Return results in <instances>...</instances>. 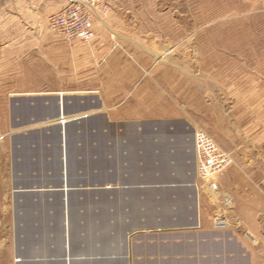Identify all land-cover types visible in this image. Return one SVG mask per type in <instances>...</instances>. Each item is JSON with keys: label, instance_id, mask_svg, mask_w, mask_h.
<instances>
[{"label": "crops", "instance_id": "obj_1", "mask_svg": "<svg viewBox=\"0 0 264 264\" xmlns=\"http://www.w3.org/2000/svg\"><path fill=\"white\" fill-rule=\"evenodd\" d=\"M98 18L93 40L73 48L64 87L50 81L4 100L12 264H264V189L241 190L231 167L206 195L196 173L206 113L215 109L220 126L214 141L234 149L227 107L177 94L176 82L146 83L159 69L108 55L124 38L107 40L115 29ZM8 54L0 70L19 69ZM217 215L226 229H214Z\"/></svg>", "mask_w": 264, "mask_h": 264}, {"label": "rangeland", "instance_id": "obj_2", "mask_svg": "<svg viewBox=\"0 0 264 264\" xmlns=\"http://www.w3.org/2000/svg\"><path fill=\"white\" fill-rule=\"evenodd\" d=\"M75 1L0 0V64L6 61L1 55L5 47L11 52L7 61H16L15 55L21 61L19 69L0 70V127L8 95L22 89L45 90L50 81L64 87V71L75 69L74 58L79 55L73 48L83 44L63 40L47 26L50 15ZM98 1L106 11L92 5V19L99 15L96 23L115 29L107 33V40L124 38L120 48L110 45L108 55L126 57L129 69L137 72L159 69L146 83L176 82L177 94L201 96L204 104L216 96L219 106L227 107L233 118L234 149L229 153L220 148L232 158L226 170L233 167L243 177L241 190L247 185L264 189V0ZM60 78L62 83L57 81ZM214 112L212 117L206 113V129L199 130L213 140L209 131L220 127ZM3 143L0 135V264H12ZM248 175L253 182H241Z\"/></svg>", "mask_w": 264, "mask_h": 264}, {"label": "built area", "instance_id": "obj_3", "mask_svg": "<svg viewBox=\"0 0 264 264\" xmlns=\"http://www.w3.org/2000/svg\"><path fill=\"white\" fill-rule=\"evenodd\" d=\"M92 5H97L96 8L102 12L106 11V6L101 1L77 0L63 8L61 12L50 15L47 21L48 29L68 42H91L94 38V31L91 29L93 14L90 12V8ZM195 143L196 173L202 183L201 187L206 195L216 193L219 189L218 176L230 167L232 158L203 131H198L195 134ZM228 225V220L223 215H217L213 220V227L217 231L226 229Z\"/></svg>", "mask_w": 264, "mask_h": 264}]
</instances>
